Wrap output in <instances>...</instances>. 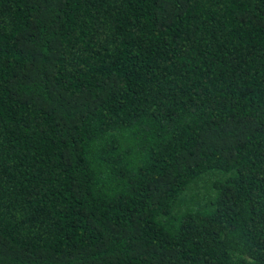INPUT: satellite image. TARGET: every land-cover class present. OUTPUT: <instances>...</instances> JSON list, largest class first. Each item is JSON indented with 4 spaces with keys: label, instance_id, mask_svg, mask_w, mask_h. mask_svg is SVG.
Returning a JSON list of instances; mask_svg holds the SVG:
<instances>
[{
    "label": "trees",
    "instance_id": "obj_1",
    "mask_svg": "<svg viewBox=\"0 0 264 264\" xmlns=\"http://www.w3.org/2000/svg\"><path fill=\"white\" fill-rule=\"evenodd\" d=\"M0 264H264V0H0Z\"/></svg>",
    "mask_w": 264,
    "mask_h": 264
}]
</instances>
